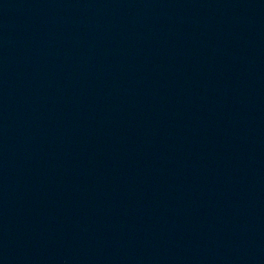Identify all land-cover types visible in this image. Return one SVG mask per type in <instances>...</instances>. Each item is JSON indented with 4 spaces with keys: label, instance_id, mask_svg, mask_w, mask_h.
<instances>
[{
    "label": "water",
    "instance_id": "1",
    "mask_svg": "<svg viewBox=\"0 0 264 264\" xmlns=\"http://www.w3.org/2000/svg\"><path fill=\"white\" fill-rule=\"evenodd\" d=\"M0 264H264V0H0Z\"/></svg>",
    "mask_w": 264,
    "mask_h": 264
}]
</instances>
